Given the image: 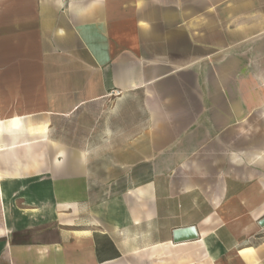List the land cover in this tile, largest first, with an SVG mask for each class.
Instances as JSON below:
<instances>
[{
	"label": "crops",
	"instance_id": "0c3cea01",
	"mask_svg": "<svg viewBox=\"0 0 264 264\" xmlns=\"http://www.w3.org/2000/svg\"><path fill=\"white\" fill-rule=\"evenodd\" d=\"M21 1L0 9V264H264L251 44L201 0Z\"/></svg>",
	"mask_w": 264,
	"mask_h": 264
},
{
	"label": "rangeland",
	"instance_id": "374dc122",
	"mask_svg": "<svg viewBox=\"0 0 264 264\" xmlns=\"http://www.w3.org/2000/svg\"><path fill=\"white\" fill-rule=\"evenodd\" d=\"M51 1L56 2L59 0H37V4H42V7L45 8V4ZM20 2L22 1L0 0V9L2 7L17 6ZM32 2L34 3L35 1L26 0L28 5ZM225 7H233L236 15L234 17L211 15L214 11L213 9H223ZM197 8H200L202 13V15L197 17L198 23L207 25L218 20L219 23L233 25L235 44H240L244 40L247 41L251 44V59H264V53L261 57L258 54L260 41H264V0H201L197 4ZM241 12H245L248 15H243ZM218 66L221 67L222 62H219Z\"/></svg>",
	"mask_w": 264,
	"mask_h": 264
},
{
	"label": "water",
	"instance_id": "95a60500",
	"mask_svg": "<svg viewBox=\"0 0 264 264\" xmlns=\"http://www.w3.org/2000/svg\"><path fill=\"white\" fill-rule=\"evenodd\" d=\"M259 225H264V217L259 220ZM196 228L194 226L182 227L173 230L172 241L173 242H182L193 240L197 238Z\"/></svg>",
	"mask_w": 264,
	"mask_h": 264
}]
</instances>
